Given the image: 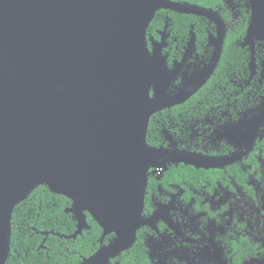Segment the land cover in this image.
<instances>
[{"label":"water","instance_id":"95a60500","mask_svg":"<svg viewBox=\"0 0 264 264\" xmlns=\"http://www.w3.org/2000/svg\"><path fill=\"white\" fill-rule=\"evenodd\" d=\"M160 8L202 11L171 0H0V264L16 206L41 185L73 201L79 224L66 238L89 227L86 212L116 234L82 264H111L135 242L148 171L163 153L147 142L151 116L187 96H168L174 73L148 47ZM254 18L252 45L264 36V5Z\"/></svg>","mask_w":264,"mask_h":264},{"label":"flooded vegetation","instance_id":"af4514ba","mask_svg":"<svg viewBox=\"0 0 264 264\" xmlns=\"http://www.w3.org/2000/svg\"><path fill=\"white\" fill-rule=\"evenodd\" d=\"M171 1L202 11L158 9L147 29L148 47L160 51L174 73L168 96H187L151 116L147 142L163 149L162 157L148 171L135 242L110 262L264 264V36L254 45L247 41L255 7L264 0ZM229 45L233 59L241 58L238 49L245 54L244 72L219 68ZM217 52L210 77L190 93ZM86 214L89 227L76 238L65 237L78 228L73 214L75 231H42L40 248L50 235L82 236L92 228L89 216L95 221ZM100 228L98 249L78 264L115 240Z\"/></svg>","mask_w":264,"mask_h":264},{"label":"trees","instance_id":"16d2710c","mask_svg":"<svg viewBox=\"0 0 264 264\" xmlns=\"http://www.w3.org/2000/svg\"><path fill=\"white\" fill-rule=\"evenodd\" d=\"M232 49L230 45L227 47L219 68L223 72L232 68L236 69V72H244L247 67L245 54L238 49V56L241 58L233 59L230 52ZM70 205L69 198L52 192L47 185L37 187L26 200L17 205L12 218L8 264H78L82 257L95 252L101 243L102 230L91 216L89 222L92 228L76 240L50 235L44 248H40L44 239L42 231L65 234L75 231L76 220L73 214L65 210ZM107 238L105 242L109 240ZM134 249L136 251L137 245Z\"/></svg>","mask_w":264,"mask_h":264}]
</instances>
